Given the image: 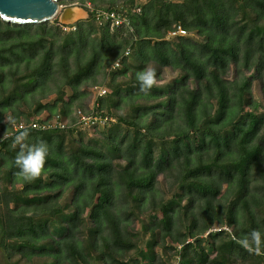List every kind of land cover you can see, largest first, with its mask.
<instances>
[{
  "label": "trees",
  "instance_id": "obj_1",
  "mask_svg": "<svg viewBox=\"0 0 264 264\" xmlns=\"http://www.w3.org/2000/svg\"><path fill=\"white\" fill-rule=\"evenodd\" d=\"M86 2L132 32L0 19V264H264V0ZM95 99L113 121L28 128L49 156L15 175L13 125Z\"/></svg>",
  "mask_w": 264,
  "mask_h": 264
},
{
  "label": "water",
  "instance_id": "obj_2",
  "mask_svg": "<svg viewBox=\"0 0 264 264\" xmlns=\"http://www.w3.org/2000/svg\"><path fill=\"white\" fill-rule=\"evenodd\" d=\"M88 17L80 6L63 7L58 0H0V19L15 25H35L57 20L73 25Z\"/></svg>",
  "mask_w": 264,
  "mask_h": 264
},
{
  "label": "built area",
  "instance_id": "obj_3",
  "mask_svg": "<svg viewBox=\"0 0 264 264\" xmlns=\"http://www.w3.org/2000/svg\"><path fill=\"white\" fill-rule=\"evenodd\" d=\"M83 8L88 9L91 13H93L95 21L100 23H109L110 29L114 27H126L130 32H132V28L129 24L128 19L121 15L118 12L115 11H102V10H96L93 9L90 5V3H85L82 5ZM63 30L69 31L74 30V27L72 25H60ZM185 34V31L178 27L171 33H169V36H175L179 35L182 36ZM129 54V50L127 49L124 52V55L127 56ZM119 66V60H116L113 65L112 69H116ZM107 95V90L104 87H97L96 88V99L105 97ZM96 99L93 102V106L88 114H83L78 117L77 121L73 125H67L65 122H62L59 117H55L52 122L47 123H39L35 120L30 121L28 123H19L13 125L12 129L13 132L20 131L23 129H33L38 131H45L49 129H58V130H65L69 127L76 128L75 131H77V127L80 128H92L96 126H103L107 121H113L112 117H108L105 115L98 114L96 110H94V107L96 106Z\"/></svg>",
  "mask_w": 264,
  "mask_h": 264
},
{
  "label": "clouds",
  "instance_id": "obj_4",
  "mask_svg": "<svg viewBox=\"0 0 264 264\" xmlns=\"http://www.w3.org/2000/svg\"><path fill=\"white\" fill-rule=\"evenodd\" d=\"M135 78L139 85V91L146 94L153 87L156 74L153 69L146 67L137 71ZM28 135V130L25 129L15 136L13 143L19 146V150L16 151L11 161L17 169L15 175L24 182L32 181L41 174L49 156V145L42 140L28 143L26 139Z\"/></svg>",
  "mask_w": 264,
  "mask_h": 264
},
{
  "label": "rangeland",
  "instance_id": "obj_5",
  "mask_svg": "<svg viewBox=\"0 0 264 264\" xmlns=\"http://www.w3.org/2000/svg\"><path fill=\"white\" fill-rule=\"evenodd\" d=\"M58 3L61 5V6H63V7H68V6H80V7H82V5L84 4V3H88V2H86V0H58ZM83 8V7H82ZM83 9H85V8H83ZM93 102L94 101H92L89 105H88V108H89V110H91V108H92V106H93ZM90 112V111H89ZM113 119V118H112ZM77 121V120H76ZM76 121L73 123V124H75L76 123ZM72 124V125H73ZM78 131V130H77ZM89 137H90V135H89Z\"/></svg>",
  "mask_w": 264,
  "mask_h": 264
}]
</instances>
